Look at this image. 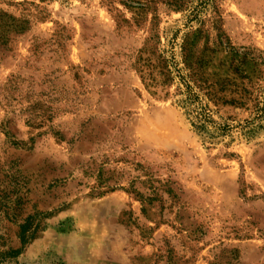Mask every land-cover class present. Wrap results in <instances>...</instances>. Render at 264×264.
<instances>
[{"label": "rangeland", "instance_id": "374dc122", "mask_svg": "<svg viewBox=\"0 0 264 264\" xmlns=\"http://www.w3.org/2000/svg\"><path fill=\"white\" fill-rule=\"evenodd\" d=\"M218 7L225 45L264 51V0ZM184 15L161 0H0V201L18 213L0 214L7 246L42 213L19 264H264V129L205 143L175 84L148 86L133 66L144 47L179 55ZM204 28L206 71L224 75L230 47ZM249 115L219 105L214 119Z\"/></svg>", "mask_w": 264, "mask_h": 264}, {"label": "trees", "instance_id": "16d2710c", "mask_svg": "<svg viewBox=\"0 0 264 264\" xmlns=\"http://www.w3.org/2000/svg\"><path fill=\"white\" fill-rule=\"evenodd\" d=\"M161 2L168 11L186 13L184 27L188 31L181 37L179 55L172 50L173 46L169 51L170 55L151 47L139 49L133 63L136 71L142 74L148 86L166 87L175 84V95L179 97L178 106L183 110L192 131L205 143L213 145L217 140L229 136L234 129H237L246 140L253 139L264 129V51H253L248 48L240 51L225 45L220 27L219 0H161ZM202 14L206 17L201 18ZM206 21L216 33V43L230 47V62L224 75L217 72L210 74L206 71L209 63L206 51L209 48H198L199 40L207 37V29L204 28ZM193 22L197 23V27L192 26ZM0 28L3 27L0 25ZM178 33L172 37L171 45L176 44L174 42L178 38ZM219 105L240 106L249 110L250 115L236 125L219 123L214 119L218 114ZM226 156H234V153H226ZM98 182L100 186L103 184L100 175ZM136 195L148 202L153 200L151 197H143L139 192ZM7 196L4 195L6 200ZM6 206L7 202L0 201V214L6 218L18 216L14 211L17 209H3ZM41 214H29L18 223L17 238L20 246L17 248L7 246L6 239L0 234V264H19L17 258L41 229L39 221ZM47 264L65 263L57 260Z\"/></svg>", "mask_w": 264, "mask_h": 264}]
</instances>
